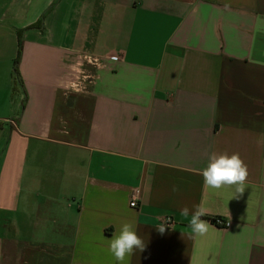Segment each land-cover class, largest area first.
I'll return each instance as SVG.
<instances>
[{"label": "crops", "instance_id": "obj_1", "mask_svg": "<svg viewBox=\"0 0 264 264\" xmlns=\"http://www.w3.org/2000/svg\"><path fill=\"white\" fill-rule=\"evenodd\" d=\"M213 152L239 199L204 186ZM124 223V264H264V0H0V264H117Z\"/></svg>", "mask_w": 264, "mask_h": 264}, {"label": "clouds", "instance_id": "obj_2", "mask_svg": "<svg viewBox=\"0 0 264 264\" xmlns=\"http://www.w3.org/2000/svg\"><path fill=\"white\" fill-rule=\"evenodd\" d=\"M203 184L206 188L220 190L226 187H233V197L239 199L245 192L246 181L249 175L248 166L238 152L228 154L227 152H213L208 157L206 167L201 170ZM177 189H173L176 191ZM207 209L202 205H196L194 210L187 206L180 210L181 217L188 218V227L195 236H205L212 226L207 220L201 219L206 216ZM166 224H161L158 231L163 234ZM145 243L137 234L130 223H124L119 234L112 236L109 251L117 264H124L125 258L134 254V250L143 251Z\"/></svg>", "mask_w": 264, "mask_h": 264}, {"label": "built area", "instance_id": "obj_3", "mask_svg": "<svg viewBox=\"0 0 264 264\" xmlns=\"http://www.w3.org/2000/svg\"><path fill=\"white\" fill-rule=\"evenodd\" d=\"M87 61L89 62H92V63H97V59L95 58H87ZM79 88V85L77 86ZM138 197H139V191L138 190H135L133 192V199L130 203V206L131 207H136L137 206V200H138ZM216 225L220 226V227H223V228H228L230 226V223L225 221L224 219H221V218H216L215 219V222H214ZM164 224H166L165 227H171L173 225V220L171 218H166L165 219V222Z\"/></svg>", "mask_w": 264, "mask_h": 264}, {"label": "trees", "instance_id": "obj_4", "mask_svg": "<svg viewBox=\"0 0 264 264\" xmlns=\"http://www.w3.org/2000/svg\"><path fill=\"white\" fill-rule=\"evenodd\" d=\"M42 24V20H40L39 23H37L35 25V27H39ZM22 50H23V46H22V32L19 34V51H18V56L16 58V60L14 61V76H15V80L16 82L19 83V71H18V66L19 63L21 61V57H22ZM213 223L215 222V219H212Z\"/></svg>", "mask_w": 264, "mask_h": 264}]
</instances>
